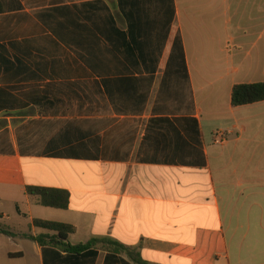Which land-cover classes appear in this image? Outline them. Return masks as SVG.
Instances as JSON below:
<instances>
[{
    "label": "crops",
    "instance_id": "1",
    "mask_svg": "<svg viewBox=\"0 0 264 264\" xmlns=\"http://www.w3.org/2000/svg\"><path fill=\"white\" fill-rule=\"evenodd\" d=\"M256 83L264 0H0V264H264V101L232 105Z\"/></svg>",
    "mask_w": 264,
    "mask_h": 264
},
{
    "label": "trees",
    "instance_id": "2",
    "mask_svg": "<svg viewBox=\"0 0 264 264\" xmlns=\"http://www.w3.org/2000/svg\"><path fill=\"white\" fill-rule=\"evenodd\" d=\"M264 101V83L240 84L236 85L232 91V105L235 107L252 105ZM26 192L29 196L39 199L43 207L66 210L69 207V193L60 189L27 187ZM35 227L47 230L49 233L39 236L26 237L37 242L42 247H54L68 254L80 255L88 252L97 244L98 240H92L88 243L72 245L69 242V236L76 232V229L68 224L34 220ZM0 234L14 237L15 235L7 229L0 227ZM114 246L116 252L126 251L132 258L133 254L126 250L121 244L113 241H103Z\"/></svg>",
    "mask_w": 264,
    "mask_h": 264
},
{
    "label": "built area",
    "instance_id": "3",
    "mask_svg": "<svg viewBox=\"0 0 264 264\" xmlns=\"http://www.w3.org/2000/svg\"><path fill=\"white\" fill-rule=\"evenodd\" d=\"M223 141H225L223 133L222 132H217L215 135V143L221 144Z\"/></svg>",
    "mask_w": 264,
    "mask_h": 264
}]
</instances>
